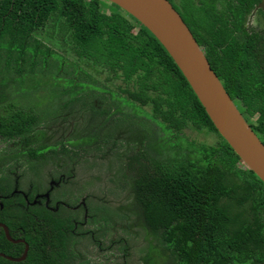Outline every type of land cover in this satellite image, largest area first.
<instances>
[{"label":"trees","instance_id":"16d2710c","mask_svg":"<svg viewBox=\"0 0 264 264\" xmlns=\"http://www.w3.org/2000/svg\"><path fill=\"white\" fill-rule=\"evenodd\" d=\"M168 1L264 145V22L262 27L248 30L243 26L245 14L259 0ZM99 3L100 0H0V57L4 56L5 63L13 58V79L31 73L37 66H47L50 51L35 34L50 22L43 38L54 37V43L71 42L78 59L91 67L99 65L100 69H106L103 72L107 78L113 75L122 81L113 83L122 93L117 95L120 105H130V110L147 106L149 113L144 115L168 132L178 133L184 127L213 132L217 138L213 144L193 146L189 142L188 147H194L197 156L193 151L178 154L177 148H173L168 157L148 158L149 168L140 162L137 166L128 165L133 175L124 196L125 199L128 196L125 204L131 215L130 226L139 227L153 239L152 246L162 256L154 264H264V185L217 133L179 69L154 36L126 12V15L116 12L119 7L115 4L110 3L107 13L98 10ZM261 15L264 18V12ZM59 60L62 62V58ZM61 80L55 82L60 86L58 95L68 92L71 96L54 110L75 103L91 117L83 129L77 130L76 143L80 140L83 148V137L87 146L95 144V140L109 139L113 131L100 129L101 123L107 121L93 118L105 115L107 109L103 106L99 109L93 96L86 99L80 93L83 88L96 86L69 76ZM6 84L7 76L0 75V99L6 95ZM58 110L54 114L60 115ZM36 122L37 116L31 109L14 107L0 114V137L12 139V144L21 147L14 151L15 155L22 154L24 145V154L32 164L54 156L56 145L63 155L72 154L59 137L51 143L41 140L31 146ZM106 126L109 129L110 125ZM134 128L143 129L138 123ZM77 153L73 155L78 156ZM72 168L67 171V175L72 173L71 177ZM67 178L49 188L43 186L49 189L50 206L57 199L68 205L78 201L79 193L69 198L72 189H76ZM85 193H89L90 199H84L86 215L82 216H78L82 207L74 211L61 203L56 209L42 205L24 207L18 198L19 205L17 202L12 205L9 217L3 216L1 221L12 237L13 233H19L28 249L23 260L12 262L0 257V264H75L76 255L68 246L75 242V236L82 235L76 233L78 222L92 226L108 222L107 207L100 203L101 198L94 202L92 193ZM6 206L3 202L2 214ZM98 233L96 229L90 238L95 245H99L98 236H94ZM2 242L5 245L0 250L5 252L8 243L4 238ZM122 253H128L125 245ZM142 256L143 264H153L149 262L150 254L145 252Z\"/></svg>","mask_w":264,"mask_h":264},{"label":"rangeland","instance_id":"374dc122","mask_svg":"<svg viewBox=\"0 0 264 264\" xmlns=\"http://www.w3.org/2000/svg\"><path fill=\"white\" fill-rule=\"evenodd\" d=\"M115 9L116 12L126 15L121 9L117 7ZM98 10L108 13L110 2L100 0ZM254 12L247 17L248 25H253L255 22H253ZM255 19L260 25L262 18ZM50 24L49 22L35 34L36 39L41 40L44 47L50 51L46 57V67L37 66L32 69L31 73L13 79L15 72L13 58L5 63L4 56L0 57V75L7 76L6 95L0 99V114L8 112L14 107L31 109L37 116V122L33 127V142L37 144L43 140V142L51 143L55 137H59L63 141L64 147L72 154L70 156L63 155L59 150V145H56L54 156L40 163L34 161L32 164L29 161L30 158L24 154V145L22 154L15 155L14 151L21 147L0 137V148L3 149V151L0 150V156L7 153L10 154V159L15 157V161L7 162L8 167L12 168L13 176L20 175L19 180L23 178L22 186L24 188L28 186V182H37L32 170L36 171L35 176L38 175L40 179H46L48 173L56 177L59 173L67 174L69 168L73 167V177L68 176L67 179L73 181L72 184L76 192L72 189L69 198H74L76 193H79L77 197L82 196L83 199H90L89 193H85L87 191L92 193L91 201H99L101 198L100 203L107 207L108 222L94 226L89 225L88 222H83V224L78 222L76 233L79 232L82 235L75 236V242L68 246V250L76 255L73 257L75 264H79L78 260L84 261L81 264H143L144 256L142 255L145 252L151 256L150 263L160 262L162 256L157 252L158 249L152 246L153 239L150 235L135 225L130 226L131 215L126 209L127 204H125L128 196L126 199L124 196V193H127L130 177L133 175L128 165L137 166L140 162L149 168L148 158L168 157L173 148H177L178 154L192 153L193 151V155L197 156L195 148L188 147L189 142H192L193 146L207 145L213 144L217 138L213 132L189 127L182 128L178 133L165 131L144 115V112L149 113L147 106H140V110H130L132 108L130 105H120L121 102L118 101L117 95H122V93L114 85L122 84V81L118 77L113 78V75L107 78L103 72L104 68L100 69L99 65L91 67V64L88 65L78 59V56L72 51L71 42L60 40L54 43V37L43 38L45 37L44 31H47ZM59 58H62V62ZM37 61L38 59H36L35 66ZM82 70L86 73L83 74ZM66 76L74 78L75 81L96 86V88H83L80 93L85 94L86 99L93 96V103L99 109L102 106L107 109L105 115H94L93 117L95 120L107 121V123H101L102 131H113V133L109 132L110 138L106 141L95 140L96 145L87 146L86 139L83 137V148L80 140L76 143V138H79L77 130L83 129L91 117L85 109L78 108L75 103L66 105L62 110L56 109V111H60V115L54 114L56 112L54 109L71 96L68 92L58 95L60 86L55 84L57 80L62 81L61 79ZM1 95L2 93H0V97ZM98 96H102L104 99H99ZM119 105L120 109H118ZM76 109L79 112L75 111ZM135 123H138L143 129H135ZM107 124L110 125L109 129ZM73 152H78V156L73 155ZM13 165L16 167H11ZM33 166L35 169H32ZM6 167L7 164L4 165V168ZM37 168H46L50 172L45 173ZM27 180L28 182H26ZM95 196L98 197L95 198ZM79 215L82 216L81 210H79ZM98 215L97 217H100L101 214L98 212ZM88 217L89 215L86 219ZM96 229L99 230V233L94 236H98L99 245H95L90 240ZM123 245L128 248V253L124 255L122 253Z\"/></svg>","mask_w":264,"mask_h":264},{"label":"water","instance_id":"95a60500","mask_svg":"<svg viewBox=\"0 0 264 264\" xmlns=\"http://www.w3.org/2000/svg\"><path fill=\"white\" fill-rule=\"evenodd\" d=\"M136 19L160 43L188 83L213 127L264 185V145L246 123L168 0H107ZM264 12V0L255 9ZM47 196V193H44ZM2 227L3 225L0 224ZM5 230V227H4ZM17 241H22L18 239ZM26 247L18 258L24 257ZM6 258H10L9 256Z\"/></svg>","mask_w":264,"mask_h":264},{"label":"flooded vegetation","instance_id":"af4514ba","mask_svg":"<svg viewBox=\"0 0 264 264\" xmlns=\"http://www.w3.org/2000/svg\"><path fill=\"white\" fill-rule=\"evenodd\" d=\"M171 4V3H170ZM255 5L256 3L248 10V12L245 14L244 16V20H243V26L246 27V30H248L247 28L250 27H262L263 26V22H264V18L261 14H263V12L261 10H259L258 8L255 9ZM172 6V5H171ZM254 12V16H253V25H248L247 23V17L253 12ZM262 18V22L260 25L257 24V20L255 18ZM252 23V22H251ZM257 25V26H256ZM33 132V130H32ZM33 135V134H32ZM2 138V137H1ZM11 141L12 139H6ZM31 141V146L33 143L32 140V136L30 138ZM10 145V144H9ZM1 151H3V149L0 148ZM9 159V161H8ZM11 161H15V157L10 159V154L4 153L3 156H0V224L3 225V227L0 225V248L2 245H5L2 242V238H4L8 245L5 246V252L0 250V257L4 258L6 260L12 261V262H17V261H21L24 259V257L20 260H15L16 258H18L19 256H21L24 247H26V250L28 249V245L27 243L19 236L18 232L13 233L14 237H12L10 235V231L9 229L6 227V224L1 221V218L3 216L5 217H9V211L11 210L12 205H14L16 202L19 205V200L18 198H20L22 200V205L24 207L26 206H45L49 209H56L57 208V204L61 203L64 207L68 208L70 211H74L77 207H82V213L83 215H86V212L84 211L85 208H83L85 205L84 203V199L82 196L78 197V201L76 202L75 205H68L65 201H60L59 199L54 200L53 201V206L49 205V202L51 201L50 199V195L48 193V188L50 186H54L59 184L60 182H62L64 179H66L68 176H72V173H69V175L64 174V173H59L56 177H54L53 175H51L50 173H48V178L46 179H40L38 175H34L35 181L34 183L28 182V180L26 182H28V186H26L25 188L22 186L23 185V178L22 180H19V176L20 175H12V170L10 171V167H8V163L7 162H11ZM7 164V167L4 168V165ZM11 167H16V165H13ZM42 172H50L48 171L46 168H40L38 169ZM69 172L71 171V168H69L68 170ZM40 185H45L48 186V188H42L39 189L38 186ZM47 193V196L44 195V193ZM3 202H5L7 204L6 206V210L5 212L2 214V209H3ZM81 224V223H79ZM5 227V230H4ZM18 239H22V241H17ZM20 244V245H19ZM21 248L22 250H20L17 254H15L17 252V250ZM26 253V252H25ZM14 254V255H12ZM6 256L13 258V259H8L6 258ZM25 256V255H24Z\"/></svg>","mask_w":264,"mask_h":264}]
</instances>
